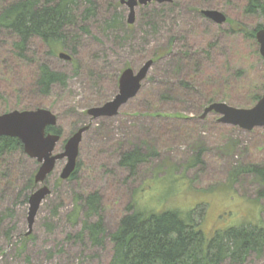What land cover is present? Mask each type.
Wrapping results in <instances>:
<instances>
[{"label":"rangeland","instance_id":"rangeland-1","mask_svg":"<svg viewBox=\"0 0 264 264\" xmlns=\"http://www.w3.org/2000/svg\"><path fill=\"white\" fill-rule=\"evenodd\" d=\"M75 1L77 22L64 30L63 44L34 39L25 58L18 59L15 39L0 34V115L49 110L61 132L53 155L63 153L67 140L87 127L75 178L61 179L63 159L42 184L34 182L35 190L44 186L49 193L31 224L25 190L40 165L23 149L1 162L0 172L7 176L0 180V217L6 215L0 264H109V236L133 210L190 215L206 239L230 227L264 228V179L243 171L264 165V127L226 125L213 112L201 118L213 103L251 109L260 100L264 64L258 44L233 31L229 22L252 31L264 29V17L247 13L249 0H171L135 7L128 24L129 9L120 0H90L89 17V4ZM203 10L222 13L226 22L214 24L201 15ZM118 16L120 24L107 29ZM62 53L70 60L60 58ZM149 60L153 64L140 90L116 116L87 115L117 95L124 70L136 73ZM40 65L63 74L65 86L55 84L48 95L40 94L34 84ZM254 95L259 100L253 101ZM133 150L146 159L131 171L120 162ZM92 193L99 195L105 227L101 247H93L85 234L76 237L84 221H97L82 209L73 216L82 203L76 197ZM241 264H264V249L260 256L250 252Z\"/></svg>","mask_w":264,"mask_h":264},{"label":"trees","instance_id":"trees-1","mask_svg":"<svg viewBox=\"0 0 264 264\" xmlns=\"http://www.w3.org/2000/svg\"><path fill=\"white\" fill-rule=\"evenodd\" d=\"M229 1V0H227ZM89 8L85 11L89 17L93 4L85 0ZM75 0H48L40 3L39 0H0V34H10L15 42L13 48L15 57L25 58L24 52L30 41L34 39L50 44H63V33L66 28L76 24ZM247 13L260 14L264 17V2L249 0ZM86 19L83 17V20ZM121 19L107 22L106 28L118 26ZM233 31L243 33L248 39L255 41L257 31L263 29L258 26L255 30L246 31L241 25L229 22ZM84 33L89 34L87 28L82 27ZM257 54V53H256ZM66 77L55 73L48 67L40 65L34 77V84L42 95H48L52 85L65 86ZM259 100V95L252 97ZM35 110L36 108H30ZM46 133L61 136L57 126L47 127ZM21 143L15 138L0 137V168L3 159L8 158L16 151L23 153ZM146 157L139 150H133L122 156L121 166L134 170L136 165L145 162ZM76 168L70 175L75 178ZM243 171L264 179V165L254 166ZM7 175L0 172V180ZM36 185L30 178L26 200L35 191ZM73 211L76 217L82 209L87 217L96 216L97 221H84L76 237L82 238L85 234L93 247H101L105 241V227L99 212V195L92 193L86 198L76 197L81 201ZM131 206L127 209L131 211ZM6 216V215H5ZM0 217V227L5 218ZM190 215L183 218L176 211H162L142 213L131 211L123 216L116 231L109 236L113 245L109 264H222L224 261L241 264L250 252L260 256L264 249V228L258 226L230 227L224 232H215L210 239L198 229Z\"/></svg>","mask_w":264,"mask_h":264},{"label":"water","instance_id":"water-1","mask_svg":"<svg viewBox=\"0 0 264 264\" xmlns=\"http://www.w3.org/2000/svg\"><path fill=\"white\" fill-rule=\"evenodd\" d=\"M171 0H120L129 9L128 24L133 23L134 8L145 6L151 3L164 4ZM203 17L216 25L226 22V17L215 10H203L200 12ZM255 40L258 44V52L264 64V29L256 32ZM59 57L70 60L65 54ZM153 62L147 61L136 73L131 69L122 72L118 81V93L112 101L105 103L101 107L91 108L87 115L93 119L109 118L117 115L119 108L128 100L134 98L140 90L141 83L147 76ZM221 115L220 123L236 126L244 130H252L256 127H264V90L260 100L251 109H236L228 107L224 103H213L204 109L201 118L209 113ZM57 124L56 117L46 109L10 111L0 115V137L17 139L30 158L35 159L40 165L35 176L34 182L42 184L46 177L51 173L57 161L66 159L61 179H67L76 168L78 147L81 142L82 134L87 127L77 130L69 140H67L64 151L61 154L53 155L55 145L59 141V135L46 133L47 127H54ZM49 193L46 187L35 190L28 199V222L32 223L35 213L41 201ZM29 235V234H28Z\"/></svg>","mask_w":264,"mask_h":264}]
</instances>
